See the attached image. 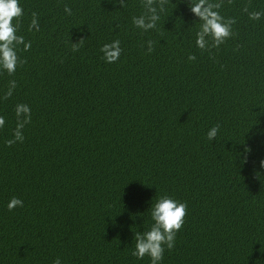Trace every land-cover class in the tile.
<instances>
[{"label": "trees", "instance_id": "trees-1", "mask_svg": "<svg viewBox=\"0 0 264 264\" xmlns=\"http://www.w3.org/2000/svg\"><path fill=\"white\" fill-rule=\"evenodd\" d=\"M199 2L18 0L30 47L0 70V264H151L134 235L161 196L186 215L159 264H264V0H203L231 33L203 49Z\"/></svg>", "mask_w": 264, "mask_h": 264}, {"label": "clouds", "instance_id": "clouds-1", "mask_svg": "<svg viewBox=\"0 0 264 264\" xmlns=\"http://www.w3.org/2000/svg\"><path fill=\"white\" fill-rule=\"evenodd\" d=\"M203 0L199 3H194L191 6V12L202 19L204 23L200 26V31L196 34V46L203 49L206 46V37L214 40L216 45L223 43L224 39L230 36L229 25L223 22V19L218 14L205 7L202 9ZM66 11H70L66 9ZM23 14V9L19 6L18 0H0V70H6L9 74L16 70L18 57L16 48L20 44H24V49L30 47V43H25L22 36L16 35V25L12 23L14 17H19ZM261 13L253 12L249 14L250 19H259ZM32 25H36L35 13L33 14ZM133 23L140 28L145 27L143 19L134 20ZM148 27H153L149 24ZM31 28V26H30ZM38 30V29H37ZM16 42L15 44L13 42ZM118 40L111 44H105L101 48L104 53V59L108 63H112L118 59L121 49ZM151 51V41L148 42ZM189 59H195L190 56ZM16 114L19 118L23 114V123L18 122L15 132L16 140H22L23 136L20 129L30 119V108L27 105H17ZM4 124L3 117H0V126ZM217 128L213 127L208 132V139L215 138ZM12 143V141H9ZM261 167H264V160L260 162ZM16 206H23V202L17 198H12L7 207L9 210ZM151 210V219L153 224L150 229L134 235L135 250L133 255L142 259L148 255L151 259V264H159L164 253V246L171 249L174 245L175 235L181 229L186 215V204L179 202L169 196H161L156 202L149 207ZM148 209V210H149ZM55 264H60L57 259Z\"/></svg>", "mask_w": 264, "mask_h": 264}]
</instances>
